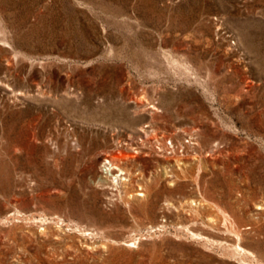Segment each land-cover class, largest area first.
I'll use <instances>...</instances> for the list:
<instances>
[{
  "label": "rangeland",
  "instance_id": "374dc122",
  "mask_svg": "<svg viewBox=\"0 0 264 264\" xmlns=\"http://www.w3.org/2000/svg\"><path fill=\"white\" fill-rule=\"evenodd\" d=\"M0 264H264V0H0Z\"/></svg>",
  "mask_w": 264,
  "mask_h": 264
},
{
  "label": "built area",
  "instance_id": "2783aa9c",
  "mask_svg": "<svg viewBox=\"0 0 264 264\" xmlns=\"http://www.w3.org/2000/svg\"><path fill=\"white\" fill-rule=\"evenodd\" d=\"M192 137L190 136H186L185 138H183V140H181L179 143H176L173 141L172 138H167L166 141H165V149L163 152H165L167 155H171L173 156L174 154L176 155L178 152L179 153H182L185 149L186 146H190V147H194V145L192 144L193 141L190 139ZM156 149L158 150H162L160 148V144H158V142L156 143L155 145ZM178 150V152H177Z\"/></svg>",
  "mask_w": 264,
  "mask_h": 264
},
{
  "label": "bare ground",
  "instance_id": "6f19581e",
  "mask_svg": "<svg viewBox=\"0 0 264 264\" xmlns=\"http://www.w3.org/2000/svg\"><path fill=\"white\" fill-rule=\"evenodd\" d=\"M191 139V138H190ZM192 140V139H191ZM193 141V140H192ZM193 145H194V141H193V143H192ZM240 250H242V248H240Z\"/></svg>",
  "mask_w": 264,
  "mask_h": 264
}]
</instances>
